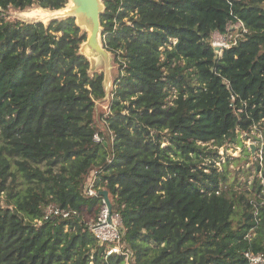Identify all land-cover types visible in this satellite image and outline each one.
Listing matches in <instances>:
<instances>
[{
	"label": "trees",
	"instance_id": "trees-1",
	"mask_svg": "<svg viewBox=\"0 0 264 264\" xmlns=\"http://www.w3.org/2000/svg\"><path fill=\"white\" fill-rule=\"evenodd\" d=\"M68 3L0 0V264H249L245 252L264 254V0H105L104 43L121 70L105 119V75L90 74L76 19L5 16ZM239 20L248 32L219 57L213 34ZM255 131L263 159L250 167L245 147L241 183L229 157L217 165L219 149ZM94 169L122 218L127 262L107 257L84 219L103 204L82 194ZM51 204L79 216L44 222Z\"/></svg>",
	"mask_w": 264,
	"mask_h": 264
},
{
	"label": "built area",
	"instance_id": "built-area-1",
	"mask_svg": "<svg viewBox=\"0 0 264 264\" xmlns=\"http://www.w3.org/2000/svg\"><path fill=\"white\" fill-rule=\"evenodd\" d=\"M234 32H237L238 34L233 36ZM247 32L248 30L246 29L242 21L239 20L236 22H230L226 28L225 33L222 34L216 32L213 34L211 39V45L215 49V53H217V55L221 57L226 49H229L232 46L236 45L237 39L240 37H244ZM171 42L173 45H175L177 41L171 40ZM113 86L114 87L112 89H116L115 84ZM94 140L97 143H101L103 141L99 134L95 135ZM221 149L225 148H220L219 153L221 152ZM262 154V148L260 150L256 148V158L262 160ZM220 155L223 162L221 161L220 163H218V166H222V163L226 162L227 155L225 154L224 159V150L223 153H221ZM108 162L111 163L112 158L108 159ZM90 173H92V178L87 179L85 181L82 194L87 198L100 197V192L105 190L102 189L100 186L98 187V183L101 181L99 178L100 171L94 169ZM102 203L103 204L100 209L101 211L97 215V217L91 220L90 222H86L88 230L97 239L99 245L105 248V253L107 257L114 255L123 256L125 257V260L127 262L132 257L133 253L129 248H127L124 242L125 229L123 227L122 218L118 213L113 212V210L111 213L109 212L108 207L103 198ZM76 216H79V212L77 210H73L70 208L65 209L58 205L51 204L47 206L44 210L43 221L47 222L55 219L66 220ZM39 224H41V221H39ZM245 258L248 260L249 264H264V254L245 252Z\"/></svg>",
	"mask_w": 264,
	"mask_h": 264
},
{
	"label": "rangeland",
	"instance_id": "rangeland-1",
	"mask_svg": "<svg viewBox=\"0 0 264 264\" xmlns=\"http://www.w3.org/2000/svg\"><path fill=\"white\" fill-rule=\"evenodd\" d=\"M104 1L105 0H100L101 4L104 6L101 10V12L103 13L105 11ZM0 12L2 11L0 10ZM45 12H47V15L46 13L41 14L40 9H37V8L28 9L27 11H24V12L11 9L5 13V16L7 20L9 21H42L45 24H48L50 21L55 20V19H66L70 17L69 15L67 16V15H63L60 13L53 14L52 13L53 11L50 12V11L45 10ZM81 29L82 31L87 33V31L84 28L81 27ZM102 31H103V28L102 26H100V30L97 35V44L99 48L97 47L95 43H89V40H87V42H85L81 46L80 51L83 55H85L89 59L91 63V67H90L91 75L96 74V73H99V74L103 73L105 75L107 97L105 98L102 104L98 103V106H97L98 107V111H97L98 118L102 117L105 119L111 113L110 105H111L113 96L110 97V93H111L112 88L114 87L113 85L115 84V80L118 77L121 70H120L119 65L115 62L114 55L110 53L105 47V43H104L105 37L103 36ZM236 34L238 33L234 32L233 36H235ZM90 35H88V39L90 38ZM87 49L90 50L91 55L86 54ZM262 129H264V124L262 126ZM260 134H261L260 131L259 132L255 131L250 134V138L248 139L245 138L247 137V135H243L242 136V139H244V141L242 142L243 146L234 144V145H229L227 148L220 150L221 152L219 154L223 153V150H224V159H225V154L227 155L226 161L228 157L230 158L231 170L234 173H237L239 171L238 178L241 180L239 181L241 183H243V181H245L247 177L244 173H241L240 171L242 169L244 171H247L249 169L246 163L247 158H246V153L244 152L245 147H247L248 150L251 145H255L256 148H258V146H260V143L256 141L255 136L261 139L262 136ZM249 156H250V161L252 162L250 164V167H253L254 161H256L255 159L257 155L253 156L252 153L250 152ZM238 158L240 159L239 162L234 165V160ZM221 161L223 162L222 159ZM223 164L224 163H222V165ZM91 174L92 173H89L86 180L92 178ZM253 177H254V171L251 170L249 171V179L252 180ZM242 189H246V186H243ZM100 209L101 208H98L93 211H88L87 209H85L84 214H83L85 221L90 222L91 220L95 219L97 215L100 213L101 211Z\"/></svg>",
	"mask_w": 264,
	"mask_h": 264
},
{
	"label": "water",
	"instance_id": "water-1",
	"mask_svg": "<svg viewBox=\"0 0 264 264\" xmlns=\"http://www.w3.org/2000/svg\"><path fill=\"white\" fill-rule=\"evenodd\" d=\"M77 2H78V4H77V6H78L77 14L81 15V17L85 18L86 20H89V21L91 20V22L93 23V27H92V32H91L90 38L87 39V40H89V43H95L97 45V47H98L97 35L99 33V30H100V26H101L100 25V23H101L100 21H101V16L103 14V12H101V10H102V8L104 6L101 4L102 8L100 9V4L99 3H101V2H99L98 0H77ZM68 18H75L76 19L75 16H71V15ZM83 18H82V20H85ZM82 25L83 24L78 25V26L81 28ZM216 51H218V50H216ZM250 149H251L252 155L254 156L255 152H256V146L255 145H251ZM99 196L104 199V201H105V203H106V205L108 207V210L111 213L112 212V203H111L108 191L107 190L101 191Z\"/></svg>",
	"mask_w": 264,
	"mask_h": 264
},
{
	"label": "bare ground",
	"instance_id": "bare-ground-1",
	"mask_svg": "<svg viewBox=\"0 0 264 264\" xmlns=\"http://www.w3.org/2000/svg\"><path fill=\"white\" fill-rule=\"evenodd\" d=\"M98 1L100 2V0H98ZM77 4H78L77 0H69V3H68V5L66 6V8H64V9H62V10H59V11H53L52 13H53V14L60 13V14L67 15V16H68V15H69V16H70V15H71V16H75L78 25L83 24L81 27L84 28V29L87 31L88 35H90L91 32H92L93 23L91 22V20H90V21H89V20H86L85 18L81 17V15H78V14H77V11H78V10H77V9H78ZM99 4H100V9H101V8H102V5H101V3H99ZM76 7H77V8H76ZM75 8H76V9H75ZM74 9H75V10H74ZM40 12H41V14L46 13V15H47V12H45V10H40ZM50 12H51V11H50ZM36 13H37V12H36ZM39 15H40V14H39ZM82 18L85 19V20H82ZM86 54H87V55H91L89 49L86 50Z\"/></svg>",
	"mask_w": 264,
	"mask_h": 264
}]
</instances>
